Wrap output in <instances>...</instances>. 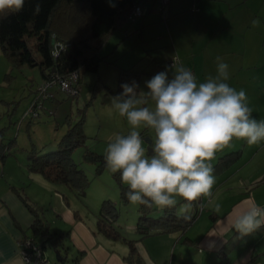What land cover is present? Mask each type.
Returning <instances> with one entry per match:
<instances>
[{"label": "crops", "instance_id": "obj_1", "mask_svg": "<svg viewBox=\"0 0 264 264\" xmlns=\"http://www.w3.org/2000/svg\"><path fill=\"white\" fill-rule=\"evenodd\" d=\"M156 1L153 0L149 7L143 10L142 15L128 18L121 28L110 33L105 42L112 41L114 47L112 51L106 52L100 49V54L107 56L104 62L112 63L118 69L135 68L136 62L147 64L149 68L138 69L143 71L139 79L143 75L154 76L165 70H168L171 77L174 71L171 69L172 57L176 56L179 60L178 64L182 63L192 70L198 82H204L208 75L216 74L217 57H220L228 65L230 75L227 83L231 87L238 84L252 86L251 77L253 76L244 72L259 71L261 64L264 66V59L260 63L262 55L260 49L245 48L244 37L254 32L252 21L258 19L255 12L256 6L253 3L248 2L246 5L245 0H193L192 2L183 0V3L182 0H168L167 10L164 8L160 10L155 7ZM230 36L232 43H228L227 40ZM238 36L243 39L240 46L237 45ZM229 45L232 46L228 48ZM121 48L123 51H119ZM112 53L117 55L111 59ZM122 54H125L123 57L125 65H118L117 59ZM255 75V84H258L263 78L261 79L258 74ZM41 80L42 77L39 82ZM262 85L264 86V83ZM33 94L34 88H31L27 104ZM57 102V97L52 96L49 102L44 101L45 107L39 118L24 117L28 125L31 122L46 121L54 115L55 127L62 124L64 130L54 139L55 146L46 148L50 145L47 142L39 145L32 142L39 153L56 147L70 121V118H67L71 115L70 106L68 110L61 109L63 104L58 105ZM22 114L18 123L23 119ZM252 114L258 121L264 120V115ZM143 135L150 136L148 132H143ZM30 147L31 144L26 147L16 143L11 148V152L4 159H0V264H23L18 241L31 237L40 244L47 237L43 235L44 240L43 238L39 240L31 232L33 214L24 204L21 191L16 189L18 185L29 186L32 183H37L39 186L44 184L41 187L45 193H48L46 195H49L50 199L55 197L54 208L50 205L52 212L63 217L68 224L72 223L75 226L72 228L70 225L69 239L72 244H67L66 255L69 258L67 251H71L72 257L78 256L79 260L71 264H131L124 258L126 252L124 254L121 252L126 246L124 239H113L98 229H93V225L87 226L82 220V215L77 214L75 217L71 209L64 204V193L59 189L53 191L58 186L61 189L59 183L48 180L40 172L30 170L27 155L25 159H22V154H27ZM236 151L238 153L233 154ZM211 164L215 176L212 196L201 198L184 213L180 212L178 206L172 209L175 214H189L191 211H196L197 216L204 217V214H208L211 222L207 220V223L203 224L205 226L198 227L196 224L199 218L184 231L175 229L140 236L142 239L137 241L136 245L139 246L138 251L140 250L139 253L143 255L145 262L168 264L169 249L173 248V254L176 249L183 247L186 242H181V239L184 237L183 241L192 244L197 251H206L205 257L210 258L217 252H224L222 264H264V226L248 235H241L233 227L242 209L251 204L264 207V141L249 146L246 141L233 140L229 146L216 153ZM18 166L28 168L29 174L25 176L20 174V177H15ZM62 185L67 187L66 184ZM32 198L33 201H37L35 197L32 196ZM27 201L29 202L28 198ZM217 203L221 206L219 213L214 211ZM42 216L44 218V215ZM97 219L96 214L93 218L94 225H97ZM45 220L49 221L47 218ZM196 228L200 231L204 228L201 236H197ZM49 229L50 232H63L59 230L60 228L52 230L49 226ZM61 239L60 243L63 244L64 241L65 245L64 237ZM115 248H121V250ZM201 257L203 254L199 258ZM203 259L204 257L201 258ZM199 262L202 263V261ZM170 264H173L172 260Z\"/></svg>", "mask_w": 264, "mask_h": 264}, {"label": "clouds", "instance_id": "obj_2", "mask_svg": "<svg viewBox=\"0 0 264 264\" xmlns=\"http://www.w3.org/2000/svg\"><path fill=\"white\" fill-rule=\"evenodd\" d=\"M25 0H0V13L19 12ZM38 11V7H37ZM259 19L252 21L256 27ZM155 74L145 82L148 91L133 81L111 98V108L126 119L127 134L108 137L104 161L110 173H119L132 205L158 210L189 211L203 197L212 196L215 184L211 161L233 140L249 146L264 141V120H257L245 90L231 87L228 65L217 57L216 74L198 82L182 63ZM148 128L154 139L146 150L138 129ZM220 204L214 211L220 212ZM264 226V207L251 204L237 215L233 227L241 235Z\"/></svg>", "mask_w": 264, "mask_h": 264}, {"label": "rangeland", "instance_id": "obj_3", "mask_svg": "<svg viewBox=\"0 0 264 264\" xmlns=\"http://www.w3.org/2000/svg\"><path fill=\"white\" fill-rule=\"evenodd\" d=\"M152 1L153 0H146L144 2H141L142 10L145 11ZM192 1L193 0H191V2ZM245 1L247 2H245L246 5H248L249 2L253 3L256 6L255 12L258 15L257 17L260 21L258 26L253 27V33L245 35V48L247 50L260 49V52L262 54L260 56V63H262V60L264 59V0ZM167 6L168 3L164 6V9L167 10ZM155 7L157 9L159 8L158 0L155 3ZM231 38L232 37L230 36V38L227 39L228 43L233 42ZM236 40L238 46L242 45L243 39H241V36H238ZM231 46L232 45H229L228 48H230ZM113 47L114 45L112 41L109 43L104 42L101 47V51H112ZM122 48L124 49V47ZM122 48L119 51H123ZM116 55L117 53L110 54L111 59L116 57ZM124 55L125 54H122L120 55V57H118V65H125V63H123ZM175 57L176 56H173L172 58L174 59ZM136 64L137 65L135 66V69L137 70L142 68H149L147 64H144L142 62L139 64L138 62H136ZM118 70L119 69L112 63H106L102 61L99 64L97 71H85L82 73V77L77 85L78 89L75 94H69L66 91H62L58 86L49 88V91L57 97V104H63L61 109L68 110L70 106V121L73 122L74 120L76 121L77 119H79L80 116L83 117V128L85 132L84 143L80 146H76L72 150L71 156L75 163H77V165L84 170L88 179L84 197H79L68 186L66 187L65 185H62L63 183H59L61 189L58 186L57 188H54L53 191H55V189H59L61 192H63L64 204L71 209L75 217L77 216V214L82 215L83 222L87 226L93 225L94 228H92L95 230L97 229V225H94L95 223L93 221V218L94 215H98V211L102 204V201H104V199H109L110 201H112L117 209V217L110 223V225L119 233L118 238L124 239L125 241L124 245L126 246H124V251L121 252L123 254L126 252L125 254L128 255L130 251V244L128 242L131 241L132 243H134V246L136 247L135 250L141 258V264H149L145 262L142 257L143 255L141 256V253H139L140 250L138 251L139 246L136 244L137 241L142 239L140 238V236L142 237L143 234L141 233V231H139V229H137L136 225L138 222L147 225L150 222L149 220L159 217L164 213L165 210L161 211L154 207V210L146 213L145 215L148 220L143 219L139 221V219H141L139 218V216L141 215V213H139L138 211L139 205L130 204L127 198L122 196L121 190H123L126 185H123L121 183L119 173H110L105 166V161L103 158L88 159L84 156L85 151H94L97 154L104 155L109 136H112L116 133L127 134L130 131V127L127 124L126 119L120 117L111 108V98L118 96V94L111 92L114 91L117 87L116 80ZM244 74H250V76H253V78L251 77L252 86L247 87L246 85L238 84L235 86V88L237 90L243 89L246 91L249 101V107L252 109V113L264 115V86L262 85V83H264V66H262L261 64V66L259 67V71L250 70L244 72ZM255 74H258L261 79L263 78V80H261V82H258V84H255ZM152 77L153 76L151 75H143L137 83L139 85L138 91H148L145 86V82L147 80H150ZM40 78L41 74L37 67H29L26 65L19 68L11 67L8 60L0 50V131L4 132V136L6 138L15 135L16 143L21 146L23 145L28 147L32 142H36L38 145L43 142H47L50 145H48L46 148L52 147L53 145L55 146L56 142L54 141V139L59 137L64 130L62 124L59 127H55V121L53 118L54 115L50 116V119L46 121L41 120L38 122H31L28 125L26 123L27 120H24L26 118L21 119V121L18 123L22 111L28 103L29 91L31 88H36ZM49 100L50 99H48L47 102H49ZM138 131H140V134L143 132H148L151 138L154 139V132L151 129L141 128L138 129ZM145 136H150L141 135L144 141L143 146L146 150H148V144L144 140ZM26 155V153L22 154V159H25ZM12 159L14 160V158ZM16 170L18 172L15 174V177H20V174L24 176L25 174H29L28 168L25 169L24 167L20 168L18 166ZM25 185L26 184L18 185L16 189L21 191V194H23V196L25 195L26 198H28L29 203L32 206H35L38 212L41 215H44L45 219L47 218L49 220L46 221L48 222V225L52 230H57V228H60L59 230L63 231V235L59 238L60 242H62L61 238L64 237L66 245L72 244L70 243L71 239H69V231L71 229V226L72 228H75V226L72 223L68 224L65 219H63V217L52 212L53 209L50 208V205L52 208H54L55 197H52L50 199V196L46 195L48 193H45L44 189L41 187L44 184L41 186H39L37 183H32L29 186ZM32 196L35 197L37 201H33ZM182 203L183 201H180L178 198L177 206L180 207ZM190 213L193 212L191 211ZM204 215V217L203 215H198L188 224V226L199 218L200 220L196 224V226L198 227L200 225H203L205 222L207 223V220L211 222L208 214ZM157 228L159 227H151L150 230H154ZM203 230L204 228L201 231L198 228L196 230L197 236H201L204 232ZM57 232L58 234L61 233L59 231ZM36 238L41 240V238H43V235H37ZM183 238L181 239V242H186L183 247L176 249L173 254V248L171 247L169 249L167 257L168 264L171 263V260L173 264L223 263L224 252H217L215 253V256L210 258L205 257L206 251H197L196 248L194 249V246L192 244H188L187 241H183L185 239ZM42 240H44V238ZM115 249L121 250V248ZM56 252L57 249H55L49 242H47L46 246L44 247V256L48 257L49 264L56 260ZM62 252L65 251L62 249ZM67 254L69 258L73 256L71 251H67ZM201 254H203L204 257L203 260H201V258L203 257L199 258ZM215 257L216 259H214ZM199 261H202V263ZM132 262L133 264H139L134 259Z\"/></svg>", "mask_w": 264, "mask_h": 264}, {"label": "trees", "instance_id": "obj_4", "mask_svg": "<svg viewBox=\"0 0 264 264\" xmlns=\"http://www.w3.org/2000/svg\"><path fill=\"white\" fill-rule=\"evenodd\" d=\"M142 1L144 0H25L21 11L0 13V50L11 67L19 68L24 65L37 67L42 80H59L76 72L77 77L70 79V91H66L75 94L82 73L97 71L99 64L107 60L106 55L100 54L107 37L122 27L130 18L133 7L136 4L141 5ZM142 73V70L132 67L120 68L117 87L111 92L120 95L123 91L121 85L125 83L131 85L133 81L138 83ZM80 117L76 121H68L67 129L54 149L39 153L31 143L27 157L30 161V170L40 172L52 182L66 184L79 197H84L88 179L84 170L71 156L72 150L84 143L83 117ZM15 144V136L6 138L4 132L0 131V159H4ZM235 153L238 151L233 152ZM84 156L88 159H104V155L94 151H85ZM127 190V186L121 190L125 198ZM21 197L34 217L30 226L31 232L36 236H47L44 241L38 243L41 250L43 251L45 244L49 242L59 252V260L56 259L51 264L78 262V256L67 257V245H64V242L61 243V247L59 238L63 234L50 232L48 222L37 208L32 206L25 196ZM154 209L139 205L138 211L141 213L139 221L146 220V213ZM172 209H165L163 214L149 220L147 225L138 222L137 229L143 236L175 229L184 231L197 216L196 211L190 214H175ZM116 217V206L109 199H104L98 211L97 229L106 236L118 238L119 233L110 225ZM156 226L159 228L150 230ZM128 243L130 251L124 258L131 264L133 259L141 264L134 243L131 241ZM60 247L65 252H62Z\"/></svg>", "mask_w": 264, "mask_h": 264}, {"label": "built area", "instance_id": "obj_5", "mask_svg": "<svg viewBox=\"0 0 264 264\" xmlns=\"http://www.w3.org/2000/svg\"><path fill=\"white\" fill-rule=\"evenodd\" d=\"M159 9L162 10L168 3V0H158ZM142 14V8L140 4H136L131 12L130 17L135 18ZM175 63L179 60L175 57ZM174 59L172 60V63ZM192 71V70H191ZM193 72V71H192ZM77 73L73 72L69 77L62 79H50L40 81L34 89V94L22 114V118L27 117L31 119H37L40 117L42 110L44 109V101L52 96L49 88L57 85L62 91H70V79H75ZM19 253L23 264H47L48 259L44 256L41 247L31 237H25L18 241Z\"/></svg>", "mask_w": 264, "mask_h": 264}, {"label": "water", "instance_id": "obj_6", "mask_svg": "<svg viewBox=\"0 0 264 264\" xmlns=\"http://www.w3.org/2000/svg\"><path fill=\"white\" fill-rule=\"evenodd\" d=\"M144 140L147 142V144H148V148H149V146H150V144H151V138L150 137H144ZM58 251L56 252V259L57 260H59V255H58Z\"/></svg>", "mask_w": 264, "mask_h": 264}]
</instances>
